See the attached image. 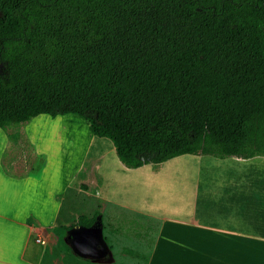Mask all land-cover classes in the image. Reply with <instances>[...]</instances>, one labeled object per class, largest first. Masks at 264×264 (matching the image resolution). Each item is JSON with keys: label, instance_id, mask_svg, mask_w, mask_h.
<instances>
[{"label": "trees", "instance_id": "1", "mask_svg": "<svg viewBox=\"0 0 264 264\" xmlns=\"http://www.w3.org/2000/svg\"><path fill=\"white\" fill-rule=\"evenodd\" d=\"M40 114L78 115L128 168L264 156V0H0V128Z\"/></svg>", "mask_w": 264, "mask_h": 264}, {"label": "crops", "instance_id": "2", "mask_svg": "<svg viewBox=\"0 0 264 264\" xmlns=\"http://www.w3.org/2000/svg\"><path fill=\"white\" fill-rule=\"evenodd\" d=\"M19 139L0 128V264H51L56 229L86 217L77 212L80 204L90 212L104 214L111 205L153 220L157 231L146 264H264V156L185 153L128 168L114 146H94L79 158L81 176L50 183L44 142L35 151L47 159L38 176L28 174L33 168L15 170L20 157L8 148Z\"/></svg>", "mask_w": 264, "mask_h": 264}, {"label": "rangeland", "instance_id": "3", "mask_svg": "<svg viewBox=\"0 0 264 264\" xmlns=\"http://www.w3.org/2000/svg\"><path fill=\"white\" fill-rule=\"evenodd\" d=\"M56 117L47 133L45 128L52 119L50 115L40 114L21 124L19 143L15 147L8 148L10 151L8 155H13L14 152L19 155L15 170L20 173L27 172L35 164L36 153L40 154L35 151L44 142L51 156L47 181L70 183L82 174L78 166L84 150L89 151L94 146L113 145L109 139L93 135L88 123L78 115L66 114ZM66 119H76L78 124L75 122L64 127L63 123ZM85 128L90 132L85 131ZM44 158L47 160L46 156ZM45 160H38L32 172L42 169ZM8 161L6 157L5 165L8 169H12L9 168L11 164ZM12 166L14 167L13 164ZM78 207L77 212L86 217L94 215L95 221L89 226H82L78 220H74L70 226L56 229V232L60 233V238L50 243L53 246L49 256L51 264L147 263L151 241L157 231L156 224L151 223L153 220L111 205H107L105 213L99 215H96V209L90 212L87 204H80ZM74 225L77 227L75 228Z\"/></svg>", "mask_w": 264, "mask_h": 264}, {"label": "built area", "instance_id": "4", "mask_svg": "<svg viewBox=\"0 0 264 264\" xmlns=\"http://www.w3.org/2000/svg\"><path fill=\"white\" fill-rule=\"evenodd\" d=\"M39 241V239H37Z\"/></svg>", "mask_w": 264, "mask_h": 264}]
</instances>
